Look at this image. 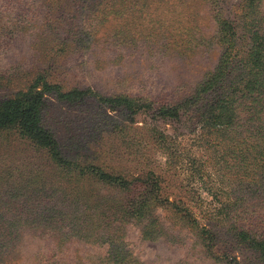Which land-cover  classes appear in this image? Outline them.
Here are the masks:
<instances>
[{
    "label": "rangeland",
    "instance_id": "obj_1",
    "mask_svg": "<svg viewBox=\"0 0 264 264\" xmlns=\"http://www.w3.org/2000/svg\"><path fill=\"white\" fill-rule=\"evenodd\" d=\"M254 3L248 25L243 0H0V108L30 105L25 119L78 168L0 130V264H100L109 249L136 264H264V99L242 105L236 128L190 119L232 80L264 76Z\"/></svg>",
    "mask_w": 264,
    "mask_h": 264
},
{
    "label": "trees",
    "instance_id": "obj_2",
    "mask_svg": "<svg viewBox=\"0 0 264 264\" xmlns=\"http://www.w3.org/2000/svg\"><path fill=\"white\" fill-rule=\"evenodd\" d=\"M254 2L255 0H243V16L244 19L248 22V25L253 22V18L255 15ZM216 13H218V11ZM257 49L258 46H252L249 51L245 53V55L249 56L248 65L253 66L254 64H260L259 61L256 60L258 56L256 52ZM222 64H224V62H222L216 68L211 76H209L206 80L199 84L198 90L195 92V95L190 99L188 104L193 103L197 105L198 102L202 99V95L212 91L219 84V79L222 75L220 71ZM248 75L249 77H246L245 79L237 78L235 80H232L230 86L225 90H221V94L218 95V97H216L215 100L209 104L207 109L201 112L200 107H197L194 111H192V113L190 114V119H193L195 123H197V121L201 119L206 123V127L210 125L211 128L223 126L225 128H236L238 127V124H236L238 115L243 114V111L241 110L243 104L249 103L251 104L250 110L261 111L263 104L262 101L264 98L262 96V93L254 88L257 86L258 81H264V76H260L258 72H251ZM242 83H244L245 85H242ZM104 102L110 110L119 112L130 122L135 119L137 115H139L137 109H139L140 106H138L134 101L109 100ZM30 110V105L25 106L20 104V102H14L13 104H11L8 108V112L5 111L4 108H0V130L6 128L4 127L5 125L10 127L14 125L18 126L22 130V132H24L29 137L30 140H33L36 145L40 147L39 149L48 150L50 158L54 162V164H56L57 166H62V168L64 170H67L68 172L77 171L78 168L76 166L70 168L71 165L69 164V162L63 161L61 159L59 150L57 149L56 144L53 142L50 136L40 130L34 122L25 119V116L30 112ZM171 117L176 118V113L175 115H171ZM13 118L19 119L21 120V122L19 120H13ZM261 134L264 136V133H262V127ZM80 175H93L98 180H101L104 183L121 187L125 186V183L122 181V179L109 177L95 167H84ZM133 262L135 263V260H133L127 253L122 252L121 250L116 251L113 249H109L107 250L106 255L102 257L100 264H133Z\"/></svg>",
    "mask_w": 264,
    "mask_h": 264
}]
</instances>
